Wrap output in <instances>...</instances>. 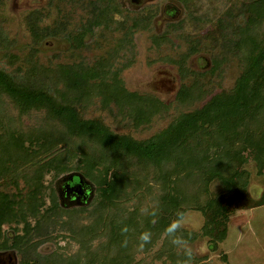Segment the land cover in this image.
Wrapping results in <instances>:
<instances>
[{
  "label": "trees",
  "instance_id": "obj_1",
  "mask_svg": "<svg viewBox=\"0 0 264 264\" xmlns=\"http://www.w3.org/2000/svg\"><path fill=\"white\" fill-rule=\"evenodd\" d=\"M87 7L89 16L77 31L68 32L65 25L41 27V17L37 23L34 20V41L69 35L80 50L87 47L88 35L102 30L122 33L119 44L126 46L143 21L134 19L128 25L116 20L126 10L118 0H95ZM239 16L246 20L245 26L229 24L231 45L243 51L242 72L234 88L182 114L147 140L117 134L102 119L85 117L95 100L109 112L112 104L127 110L137 123L143 120L140 117L145 119L149 107L157 110L155 101L124 89L111 58L93 65L80 61L40 66L27 74L0 68V252L19 257V264H134L140 233L162 236L178 210L193 208L205 218L200 235L186 231L190 241L204 236L216 245L226 238L238 209L264 206V195L251 201L246 189L249 174L244 170L252 160L264 174V0L243 2ZM218 28L217 45L225 38L223 26ZM4 35L0 29V47L8 43ZM179 64L182 75L192 73L185 62ZM213 69H218L216 63ZM197 86H182L180 99L193 97ZM10 111H17L21 122L38 115L42 123L24 130L20 122L21 128L15 129L12 121L6 123ZM227 139L231 141L221 142ZM151 175L164 193L149 207ZM72 177L74 183L83 182L85 197H65ZM215 182L223 193L210 192ZM188 183L192 190L197 188L196 194L185 193ZM134 194L138 204L130 211L127 203ZM72 197L83 202L78 207L62 202ZM153 209L158 210L156 217L149 214ZM124 226L126 234L121 232ZM67 237L78 244L76 252H60V242ZM46 244H55L59 251L40 252Z\"/></svg>",
  "mask_w": 264,
  "mask_h": 264
},
{
  "label": "rangeland",
  "instance_id": "obj_2",
  "mask_svg": "<svg viewBox=\"0 0 264 264\" xmlns=\"http://www.w3.org/2000/svg\"><path fill=\"white\" fill-rule=\"evenodd\" d=\"M91 1L95 0H4L0 6V29L8 37V43L0 47V68L27 74L31 68L40 66L49 68L80 61L93 65L100 59L111 58L112 70L119 72L124 89L155 101L157 110L152 111L149 107L148 115L145 119L140 117L143 120L137 123L127 110L119 111L112 104L109 112L101 108L99 100H95L85 117L102 119L115 133L131 135L138 140L153 138L182 114L199 109L214 96L234 88L242 72L243 51L231 45L229 24L246 25V20L239 16L240 8L243 2L251 0H118L126 10L123 15H117L116 20L127 21L128 25H132L134 19L143 20L126 46L119 44L124 38L122 33L102 30H98L94 37L88 35L85 39L87 47L80 50L73 46L69 35L46 38L39 44L34 41L31 26L40 17L43 20L41 27L65 25L68 32L81 30L89 16L87 6ZM218 24L223 26L225 37L219 45L214 41V38L221 37ZM240 38L241 35L234 41ZM223 42L227 44L221 45ZM181 60L192 73L182 75ZM215 63L216 70L213 69ZM196 85L199 89L193 97L180 99L182 86L193 88ZM18 114L10 111L6 117V123L12 121L15 129L21 128ZM22 120L24 130L42 123L38 115ZM227 141L231 139L221 140L224 144ZM244 170L249 174L247 193L251 201L256 202L264 195V174H261L258 163L252 160L247 162ZM66 177L64 175L56 181ZM153 177H149L153 189L146 193V206L149 207L155 205L164 193ZM47 180L49 182L51 177ZM186 188L188 196L198 191L196 187L192 190L190 183ZM210 192L221 194L223 187L215 182L210 185ZM70 195V191L65 190V197ZM62 202L78 207L83 201L72 197L71 201L62 199ZM127 204L130 211L138 204L135 194ZM147 212L146 209L144 213ZM186 213L190 219L186 231L200 235L204 216L193 208H188ZM190 243L197 250L195 264H264V206L238 209L230 220L224 241L214 245L209 237L200 236ZM60 247L63 254L79 249L78 244L68 237L60 242ZM54 251H59L55 244L40 248L45 254ZM180 258L178 250L163 236H152L150 244L135 250L133 261L134 264H177ZM19 260L15 255L0 252V264H19Z\"/></svg>",
  "mask_w": 264,
  "mask_h": 264
},
{
  "label": "clouds",
  "instance_id": "obj_3",
  "mask_svg": "<svg viewBox=\"0 0 264 264\" xmlns=\"http://www.w3.org/2000/svg\"><path fill=\"white\" fill-rule=\"evenodd\" d=\"M146 211V210H145ZM151 216L156 217L158 210L153 209L150 213ZM190 226V219L188 214L183 210H178L173 219L165 226L162 236L180 253V259L177 264H195L197 250L193 248L190 243V238L186 235V229ZM122 234L128 232L127 226L121 229ZM140 243L139 248L143 249L145 245L152 242V233L144 231L138 237ZM127 239L122 242V246H127ZM200 250H203L202 248Z\"/></svg>",
  "mask_w": 264,
  "mask_h": 264
},
{
  "label": "water",
  "instance_id": "obj_4",
  "mask_svg": "<svg viewBox=\"0 0 264 264\" xmlns=\"http://www.w3.org/2000/svg\"><path fill=\"white\" fill-rule=\"evenodd\" d=\"M73 181H74V177L71 178V182H73ZM82 188H83V182L82 181H80V183L77 184L76 187H70V185H69L70 194L76 192V193H78V195L84 196L85 195V192L83 191Z\"/></svg>",
  "mask_w": 264,
  "mask_h": 264
},
{
  "label": "flooded vegetation",
  "instance_id": "obj_5",
  "mask_svg": "<svg viewBox=\"0 0 264 264\" xmlns=\"http://www.w3.org/2000/svg\"><path fill=\"white\" fill-rule=\"evenodd\" d=\"M69 185H70V187H76L77 186V183L72 182V184H67L66 185V189H65L67 192H69ZM71 195L72 196H74V195L76 196V195H78V193L75 192V193H72ZM85 195H84V197H85Z\"/></svg>",
  "mask_w": 264,
  "mask_h": 264
}]
</instances>
